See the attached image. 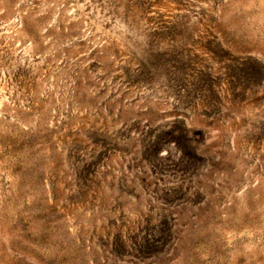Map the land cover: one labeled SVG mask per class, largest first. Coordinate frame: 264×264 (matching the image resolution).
<instances>
[{
  "label": "rangeland",
  "instance_id": "obj_1",
  "mask_svg": "<svg viewBox=\"0 0 264 264\" xmlns=\"http://www.w3.org/2000/svg\"><path fill=\"white\" fill-rule=\"evenodd\" d=\"M0 264H264V0H0Z\"/></svg>",
  "mask_w": 264,
  "mask_h": 264
}]
</instances>
